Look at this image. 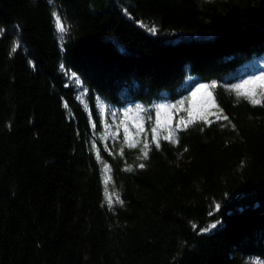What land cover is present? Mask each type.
I'll use <instances>...</instances> for the list:
<instances>
[{"label": "trees", "instance_id": "trees-1", "mask_svg": "<svg viewBox=\"0 0 264 264\" xmlns=\"http://www.w3.org/2000/svg\"><path fill=\"white\" fill-rule=\"evenodd\" d=\"M92 2L0 0V264H264V0ZM197 85L220 119L123 132Z\"/></svg>", "mask_w": 264, "mask_h": 264}, {"label": "rangeland", "instance_id": "rangeland-1", "mask_svg": "<svg viewBox=\"0 0 264 264\" xmlns=\"http://www.w3.org/2000/svg\"><path fill=\"white\" fill-rule=\"evenodd\" d=\"M118 1L119 0H93L91 8L94 12H100L104 9H107L111 4H117ZM122 3L126 6H133L135 2L134 0H122ZM249 67L253 68L254 71L260 73L258 75L257 73H254V75L249 76L248 78H245L243 80L241 79L239 84H242L245 80H250L255 76L264 75V58L260 59L259 61H255L254 64H251ZM200 86L201 85L194 86L191 90L188 91V93L185 95L184 98H181L176 102L162 101L150 108L137 107L136 111L130 116H125L124 113L121 112V114L124 117V121H120V125L122 127L123 132L126 134V136H128L131 130L133 129L140 130L145 124V122L148 119H150V116H152L153 129L157 130L156 131L157 139L158 138L164 139L165 136H169L170 132H174L175 134L177 130L184 127L183 125H181L179 128H177V125L180 124V121L182 119L187 121L188 119V112L185 111V109L198 110L205 104V102L208 103L214 102L212 94L210 97L207 95V93L210 92L209 87L205 91H201L197 93L195 97L193 96V93H196V90L200 88ZM257 91L259 92L260 90L257 89ZM180 101H184V104L181 105L179 103ZM173 105H176V107H172ZM161 106L164 107L161 108ZM100 109L103 115L107 112V109L105 108L104 105H101ZM204 114L206 115L208 122L216 120L218 116L219 117L221 116L217 106L205 108ZM112 115L115 114L113 113ZM112 120L114 121V119ZM104 126L106 128H109V125L104 124ZM152 135H153V130H152ZM171 138L172 137H170V139ZM212 226L213 225L209 226L206 230H212L214 228Z\"/></svg>", "mask_w": 264, "mask_h": 264}, {"label": "snow or ice", "instance_id": "snow-or-ice-1", "mask_svg": "<svg viewBox=\"0 0 264 264\" xmlns=\"http://www.w3.org/2000/svg\"><path fill=\"white\" fill-rule=\"evenodd\" d=\"M53 17L55 21V28L57 29V31L61 33L65 32L66 31L65 24L62 22L59 15H57L56 12H53ZM151 30L155 31V29H151ZM13 51H15V48H13ZM208 87L209 86L207 85H201L200 88L196 90V93H193V96L195 97L197 93L201 91H205ZM211 87H215V84L211 85ZM257 89H259L260 91L258 92ZM233 90L236 92L237 99L243 97L247 99L253 105L262 103L264 101L259 99L258 96L264 97V75L255 76L250 80H245L242 84L235 85ZM207 95L210 97L211 93L208 92ZM179 103L183 105L184 101H180ZM163 107L164 106H161V108ZM172 107H176V105H173ZM210 107H216L214 102L213 103L205 102V104L198 110L197 109H185V111L188 112V119L187 121L182 119L180 121V124L177 125V128H179L181 125H183L184 127H187L188 125L196 122L197 120H204L207 123L208 121H207L206 115L204 114V109L210 108ZM217 119H220V117L218 116ZM223 119L227 120L228 118L225 116L223 117ZM156 131H157L156 129H153V141L156 143V147H159V142L156 137ZM170 137H174V132H170L169 136H165L164 139H170ZM171 142L176 143L177 141L176 139L173 138L171 139ZM128 146L135 147L136 144L133 142H129ZM147 149H148V144L145 143L143 148L141 149V152L143 155L140 158L142 159L147 158V155H148ZM139 167L143 168L144 164H140ZM127 170L131 171L132 169L131 167H129ZM107 184H108V178L105 179V186H106L105 199H106V202L108 203L109 208H111L113 204V200H112L113 195L116 196V202L122 204L123 201L119 199L118 194L116 193L109 194L107 192ZM212 227H215V225H213Z\"/></svg>", "mask_w": 264, "mask_h": 264}]
</instances>
